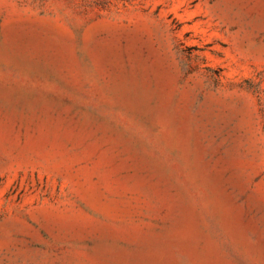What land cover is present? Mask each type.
<instances>
[{
	"label": "rangeland",
	"instance_id": "374dc122",
	"mask_svg": "<svg viewBox=\"0 0 264 264\" xmlns=\"http://www.w3.org/2000/svg\"><path fill=\"white\" fill-rule=\"evenodd\" d=\"M0 264H264V0H0Z\"/></svg>",
	"mask_w": 264,
	"mask_h": 264
},
{
	"label": "bare ground",
	"instance_id": "6f19581e",
	"mask_svg": "<svg viewBox=\"0 0 264 264\" xmlns=\"http://www.w3.org/2000/svg\"><path fill=\"white\" fill-rule=\"evenodd\" d=\"M49 45V44H48Z\"/></svg>",
	"mask_w": 264,
	"mask_h": 264
}]
</instances>
